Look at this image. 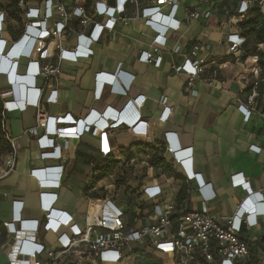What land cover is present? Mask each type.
<instances>
[{
    "label": "crops",
    "instance_id": "0c3cea01",
    "mask_svg": "<svg viewBox=\"0 0 264 264\" xmlns=\"http://www.w3.org/2000/svg\"><path fill=\"white\" fill-rule=\"evenodd\" d=\"M96 1H106L108 5L116 3V0H86V8ZM27 3L36 5L35 1ZM238 3L239 0H214L212 15L205 20H186V6H201L191 0H186L185 4L180 3L176 12L171 13L180 20V28L162 32L167 42L165 49L161 48L160 53H157L161 56L159 64L153 60L143 61L140 57L142 52L150 49L156 30L146 25L140 16H135L134 7H129V11L112 25L111 30H103L98 41L90 44L92 54L80 56L76 61L60 60L55 44L73 49L78 33L88 35L94 21L111 25L102 16L84 25H74V30H67L60 37L48 40L45 47L33 56L40 65L50 61L60 66L59 73L48 78L36 77L33 84L44 88L41 108L48 115L64 116L66 119L56 124V127L73 124L75 118H85L92 111L102 116L107 109H112L120 113V117L124 112L131 116L134 107L130 104L133 99L139 96V100L144 101L142 105H136L139 118L130 125L122 117L115 122L104 116L109 127L101 128L105 131L103 141L112 149L107 156L100 151V128L96 126L95 134L87 132L79 137L56 138L54 146L60 147L61 158H44V151L53 150L38 144V136L44 131L40 130L36 135L27 131L35 125L36 107L30 103L23 108L10 107L6 111V125L15 139L17 152L13 170L3 174L1 171L4 166L0 168V264H9L3 245L11 243L12 236L4 222H14L16 229H21L18 234L26 241V248H33L38 243L46 249H59V234L70 233V224L83 225L88 200L101 199L107 194L111 178L108 174L96 180L97 168L106 163L108 157L126 160L127 156L121 152V148L129 150L139 164L138 174L135 170L132 172L135 177L128 176L130 168L125 167L128 181L117 190L123 192L117 201L123 203L124 208L130 209L137 204L136 197L142 185L157 184L162 190L161 199L164 201L173 199L184 209L206 207L213 216L227 217L235 212L247 194L242 188L231 184V178L236 174L248 180L254 193L253 201L259 200L257 195L264 199V140L258 133L261 121L254 113L244 115L238 109V105L249 93L251 78L248 76L257 58L252 55L244 59L236 58L229 52L227 43L228 34L237 29L235 20ZM144 5L141 2L139 7ZM161 10L169 13L170 7L164 6ZM0 20H3L2 14ZM16 39L0 23V53L11 63L7 74L0 73V89L7 92L5 99L12 101L18 99V84L14 75L23 76L26 73L28 60L26 57L7 55L6 52ZM196 42L203 45L197 52L198 58L212 59L215 64H208L199 78L189 85L187 75L176 71L174 67L191 56L190 51ZM176 45L179 46L178 51L167 49ZM253 49L254 44L250 43L248 51ZM257 49L264 54L260 45ZM97 73L115 74L113 85L103 81L98 89ZM22 84L26 89L27 100L34 99V94L27 89L30 84ZM116 88L120 91L114 90ZM191 88L197 90L196 95L190 93ZM261 90H264V83ZM50 91H53L56 100L47 103L44 99ZM164 107H168V117L162 121L159 116ZM258 108L264 109V105ZM114 122L119 126H112ZM47 136L54 137L52 134ZM171 145L172 151L168 149ZM251 145L262 149L257 151ZM176 151L188 160L193 173L200 174L207 184L205 187L200 189L194 179H185L184 170L174 158ZM155 153L171 165L169 170L151 166L149 159L148 165L143 162L144 157L150 158ZM61 165L63 175L58 187L39 186L32 170ZM49 177L54 178L52 175ZM181 187L185 190L178 200ZM43 191L56 194L50 210L58 224L55 222L53 226L46 225V211L40 200ZM210 195H214L213 198H204ZM15 201L21 204L19 213L15 209ZM149 204V201L139 204V212L148 213L151 210ZM258 207L261 208V205ZM15 214L20 220L15 219ZM32 220L37 221L36 231L22 228L23 221ZM257 220L253 227L242 228L248 243L253 245L252 254L261 257L257 244L264 230V216H259ZM135 249L142 247H132L131 256H134V261ZM150 254L156 258L160 256L157 251ZM65 264L77 263L67 260Z\"/></svg>",
    "mask_w": 264,
    "mask_h": 264
},
{
    "label": "built area",
    "instance_id": "2783aa9c",
    "mask_svg": "<svg viewBox=\"0 0 264 264\" xmlns=\"http://www.w3.org/2000/svg\"><path fill=\"white\" fill-rule=\"evenodd\" d=\"M28 1H35L36 5L28 4ZM191 1L201 7L186 6L184 8L186 20L189 18L205 20L211 17L214 0ZM141 2H144L145 5L139 7ZM255 2L260 5L263 14L264 0H239L236 9V32L227 36L229 52L236 58L242 53L246 42V37L241 33L238 23L247 17L249 9ZM180 3L185 4L186 0H122L119 6L117 0L114 5H108L106 1H96L93 5L90 4L89 8H86V0H20L22 32L17 39L24 35L27 29L36 30L40 23L43 24V28L35 40L31 54H28L26 47L20 44H16L8 54L9 57L28 56V60L25 76L14 73V80L18 84V99L15 101L6 100L7 92L0 89V98L3 100L1 130L11 148L4 159V167L1 172L6 174L13 170L16 164L17 152L15 139L10 135L6 125V111L10 107L23 108L30 103L37 110L35 125L27 131L34 135L38 134L40 130L44 131L38 136V144L42 148L51 147L53 149L44 151L42 153L44 158L61 155L60 147L53 146L56 138L79 137L87 132L95 134L97 130L96 127H93V124H97L100 128L101 153L104 156L111 153L112 149L105 145L103 141L105 131L101 130L102 127H109V125L100 114L92 111L87 116L88 125L76 127L74 123L77 120L82 122L84 118H75L73 124L56 127V124L66 121L64 116L54 117L48 115L41 108L44 88L34 86V80L39 76L48 78L60 71V66L57 64L54 65L47 61L40 65L39 61L33 59V56L45 47L48 40L56 39L67 30H74V25H84L95 17L107 18L111 23L110 26L94 21L88 35L84 36V34L78 33L77 43L73 49L62 48L59 43L55 44L59 51L58 57L60 60L76 61L80 56L92 54L93 50L90 48V44L98 41L103 30H111L112 25L129 11V7H134L135 16H140L144 23L152 29L159 30L150 44V49L142 52L140 57L143 61L153 60L159 64L161 56L157 53H160L161 48L165 49L164 45L167 42L166 36L162 34L163 30L176 31L180 28V20L171 15V13L176 12ZM164 6L170 7L169 13L162 12L161 9ZM0 14L3 15V20H0L1 26L6 28L4 13L0 12ZM82 39L84 43L83 41L80 42ZM15 41H13V44ZM202 48L203 45L196 42L190 51L191 56L186 58L182 64L174 67L176 71H181L187 75L189 85L199 78L200 73L205 70L208 64H215L212 59L198 58L197 52ZM167 49L178 51L179 46L176 45ZM0 58L2 60L0 73H8L11 66L10 60L3 58L1 53ZM212 72H215V70ZM96 77L98 81L97 88L99 89L100 83L103 81L113 82L116 75L97 73ZM248 77L251 78L248 87L250 90L245 99L238 105V109L244 115L252 112L260 118L261 124L258 133L264 140V109L258 108L260 105H264V93L261 90L264 76H262L261 70L254 65ZM23 82L30 84L27 89L34 94V99L27 100ZM116 90L119 91L120 89L116 88ZM190 93L196 95L197 90L191 88ZM23 100L25 103H23ZM54 100L56 98L53 96V91H50L44 99L47 103ZM164 100L165 98L162 99V101ZM143 101V99L139 100V96L136 97L130 104L134 107L133 115L129 116L126 112L121 115L126 124L130 125L139 118L135 107L136 105H142ZM167 108L164 107L159 116L162 121H165L168 117V114H166L168 113ZM117 115L118 112L112 109H107L104 112V116L112 120L116 119ZM112 126L119 125L114 122ZM48 134H52L54 137H48ZM251 147L257 151L262 149L256 145H251ZM168 149L172 151L173 146H168ZM175 155L177 156L174 157L177 163L182 164H179V166H183L185 169V179H194L200 189L205 187L207 184L202 180L199 173L191 171L188 160L181 157L182 153L176 151ZM148 159L149 157H144L142 160L148 165ZM135 164V158L129 160L119 159L117 167L109 173L111 180L114 176L117 179L111 181L108 185L107 194L101 199L88 200L83 225L70 224L68 227L70 233L63 232L59 234L57 237L59 249L57 250L46 249L43 244L38 243H35L33 248H26L24 246L26 241L22 240L18 234L21 229H16L14 222H4L8 233L12 234L11 243L3 245L9 264H56L66 253L73 254L87 264H122L125 260L128 261L125 264H135L134 256H131V244L140 245L148 253L159 252L158 259L163 264H242L250 261L251 258H256L264 263V238L257 244L259 253L262 256L253 255L251 250L253 245L248 243L247 235H245L246 233L242 228L243 226L253 227L257 224V218L264 216V199L262 196L257 195L259 200L257 202L253 201L252 195L254 193L244 176L236 174L231 178V184L242 188L247 194L237 205L235 212L227 217L213 216L209 214L206 207L184 209L173 199L164 201L161 199L162 190L157 184L142 185L136 197L138 205L136 204L127 209L124 208L123 203L117 201L115 192L127 183V169L135 167ZM61 168H63V165L60 168L44 167L40 170H32V174L37 177L39 186L58 187L63 175ZM51 175L54 178H50ZM118 179L121 180L120 183L117 182ZM213 196L210 195L204 198L210 199ZM55 199L56 194L54 193L44 191L40 193L41 206L46 211V225L53 226V223L56 222L54 214H51L50 210ZM147 201L150 203L151 210L146 214H141L139 206ZM258 205H261V208ZM15 209L19 213L21 209L19 201H15ZM15 219L20 220L17 214H15ZM21 226L36 231L37 221H23Z\"/></svg>",
    "mask_w": 264,
    "mask_h": 264
},
{
    "label": "trees",
    "instance_id": "16d2710c",
    "mask_svg": "<svg viewBox=\"0 0 264 264\" xmlns=\"http://www.w3.org/2000/svg\"><path fill=\"white\" fill-rule=\"evenodd\" d=\"M6 1V3L4 2ZM20 0H0V12L4 13L5 21L7 19L13 20L16 23H21V13ZM6 25V23H5ZM238 27L241 33L246 37V42L243 46V55L241 53V58L244 59L246 56L252 55L257 58L256 64L257 67L261 70L262 75H264V60L262 53L257 46L260 45L261 48L264 49V16L260 10V5L258 3H254L251 8L249 9L248 15L245 19L238 23ZM8 33L11 35L12 38H18L22 32V26L19 24L17 29H14L10 25L6 26ZM254 44V49L252 51H248L249 44ZM263 86V85H262ZM264 93V90H263ZM3 111V100L0 98V152L10 151V144L4 138L3 132L1 130V117ZM7 142V144H5ZM136 146H140L137 144ZM121 152L126 154V160H129L132 157V154L129 150H124L123 148L120 149ZM150 165L153 167H159L163 170H169L171 165L165 160L164 157L158 156L157 153L152 155L149 158ZM119 163V159L114 157H108L106 163L102 164L97 168V177L96 180H101L106 177L111 171H113ZM118 183L121 182L120 179L117 181ZM184 187H181L178 193V200L181 199L182 194L184 193ZM91 196H94L91 194ZM136 258L134 263L135 264H163V262L152 256L150 253L146 252L143 249H135ZM242 264H264L260 262L256 258H251L250 261L242 263Z\"/></svg>",
    "mask_w": 264,
    "mask_h": 264
},
{
    "label": "clouds",
    "instance_id": "9594fccd",
    "mask_svg": "<svg viewBox=\"0 0 264 264\" xmlns=\"http://www.w3.org/2000/svg\"><path fill=\"white\" fill-rule=\"evenodd\" d=\"M121 1L122 0H117V5L119 6L120 5V3H121ZM42 28H43V24H39L38 25V27L36 28V30H29V29H27L26 30V32H25V34L24 35H22L18 40H16L15 41V43L14 44H12V46L8 49V51L6 52L7 53V55L10 53V51L12 50V48L16 45V44H20V45H23V46H25L26 47V49H27V52H28V54H31V51H32V49H33V47H34V44H35V40H36V38L38 37V35L40 34V32H41V30H42ZM155 30V29H154ZM164 32H166L167 31V29H165V30H163ZM156 32H159V30H156ZM24 57H26V58H28V56H24ZM19 58V57H18ZM5 74H7L6 72H4ZM105 84H109V85H113V82H105ZM113 88H114V86H113ZM114 90H116V89H114ZM116 91H118V90H116ZM120 91V90H119ZM102 117L104 118V114L102 115ZM120 117V113L118 114V117H116V119H113V120H115V122H117L118 121V119H120L119 118ZM73 123H74V121H73ZM75 126L76 127H79L80 125H88V122H87V117L86 118H84L83 120H82V122H80L79 120H77L75 123ZM97 125L96 124H93V127L95 128ZM53 146H54V142H53ZM175 157H177V156H175ZM46 158H48V159H60L61 157H46ZM176 159V158H175ZM180 165H182L181 163H179ZM56 167H58V168H60L61 166H56ZM182 167V169L183 170H185L184 169V167L183 166H181ZM61 171H63V168H61L60 169Z\"/></svg>",
    "mask_w": 264,
    "mask_h": 264
},
{
    "label": "rangeland",
    "instance_id": "374dc122",
    "mask_svg": "<svg viewBox=\"0 0 264 264\" xmlns=\"http://www.w3.org/2000/svg\"><path fill=\"white\" fill-rule=\"evenodd\" d=\"M4 2L6 3V1H4ZM20 10L22 11V7H20ZM21 15H22V13H21ZM19 24H21V23H16L15 21L10 20V19H7V21H6V26L10 25L14 29H17L19 27ZM242 55H243V53H242ZM262 56H263V59H264V54H262ZM239 57L241 58V54H240ZM255 65L257 66V64H255ZM5 144H7V142H5ZM6 155H7V152H5V151L0 152V168H2L4 166V159H5ZM138 166H139V164L136 163L135 167H129L130 168V172H129L128 176L135 177V175L132 172H134V170H135V172H137V174H138V171H139L138 168H137ZM116 179H117V177L114 176V178H112L111 181L116 180ZM107 181H108V178H106L105 182H107ZM122 196H123L122 190L115 192V198L116 199H119ZM131 246L133 247L134 245L131 244Z\"/></svg>",
    "mask_w": 264,
    "mask_h": 264
},
{
    "label": "water",
    "instance_id": "95a60500",
    "mask_svg": "<svg viewBox=\"0 0 264 264\" xmlns=\"http://www.w3.org/2000/svg\"><path fill=\"white\" fill-rule=\"evenodd\" d=\"M264 238V230H263V233H262V236H261V241L263 240ZM67 260H70V261H73V262H76L77 264H85V262H83V260H81L80 258L74 256L73 254L71 253H66L64 254L56 264H65V261Z\"/></svg>",
    "mask_w": 264,
    "mask_h": 264
},
{
    "label": "bare ground",
    "instance_id": "6f19581e",
    "mask_svg": "<svg viewBox=\"0 0 264 264\" xmlns=\"http://www.w3.org/2000/svg\"><path fill=\"white\" fill-rule=\"evenodd\" d=\"M11 92V91H10Z\"/></svg>",
    "mask_w": 264,
    "mask_h": 264
}]
</instances>
